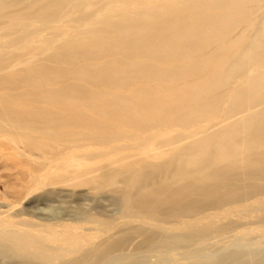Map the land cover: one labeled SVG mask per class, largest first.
<instances>
[{
    "label": "bare ground",
    "instance_id": "6f19581e",
    "mask_svg": "<svg viewBox=\"0 0 264 264\" xmlns=\"http://www.w3.org/2000/svg\"><path fill=\"white\" fill-rule=\"evenodd\" d=\"M263 2L0 0V72L16 68L0 75V138L44 171L27 190L40 195L32 203L86 197L80 187L101 196L122 180L121 218L150 223L141 249L216 231L196 229L206 210L248 211L241 193L264 195ZM27 48L49 51L43 64L22 60ZM191 129L205 131L190 142L174 135ZM28 212L34 222L0 213V252L26 264H121V238L143 227L122 231L85 211ZM231 247L197 264L250 255Z\"/></svg>",
    "mask_w": 264,
    "mask_h": 264
},
{
    "label": "rangeland",
    "instance_id": "374dc122",
    "mask_svg": "<svg viewBox=\"0 0 264 264\" xmlns=\"http://www.w3.org/2000/svg\"><path fill=\"white\" fill-rule=\"evenodd\" d=\"M77 3L79 5L77 11H79L80 9H82V6L84 5L81 2H77ZM259 16L260 15L258 13L256 17ZM76 17H78V15L74 16V18ZM91 22H92L91 20H88L85 23H91ZM67 26H75V24L74 23L67 24ZM93 27H96L97 29L104 28L102 27L101 24H95ZM246 27L247 25L241 27V29L233 35V38L238 37L240 33H242V31L246 29ZM253 33L254 30L250 31L249 36H252ZM15 36L20 37L21 32H17ZM50 36L51 35H49L48 38H50ZM10 37L11 36L8 35L7 39ZM51 39L55 40L56 38L52 37ZM57 39H59V37ZM26 51L28 52L25 54V56L22 57V60L25 58L29 59L30 57H33L39 63H42L40 59H43V57H45V55L49 52L46 50L44 51L31 50L28 48L26 49ZM51 66L52 65L49 64L47 67L49 68ZM15 69L14 67L13 68L10 67L5 71L0 72V75L2 73H6V72L8 73L9 71L11 70L13 71ZM78 84L85 86L82 83H78ZM226 106L227 104L224 103L222 104L221 108L225 109ZM221 116L222 115H220L213 122H211L207 126V129L220 124L222 120ZM240 116L241 115L236 116L235 119H238ZM204 131L205 130H201V129L199 130L191 129L185 132L177 131L174 133V135L182 134L187 137L186 141L190 142L192 140L191 137L194 134L196 133L198 134ZM152 150L153 149L149 147L146 151L151 153L153 152ZM177 150L178 148H175L174 151ZM125 154L138 155L137 152H125V153H121V156ZM140 155L142 156V158H146L148 156L147 154H144L142 152L140 153ZM164 159L165 158L163 157L159 159H145V161L149 164H160L164 161ZM31 167L32 169H30ZM33 168H35V171L33 170ZM37 169H38L37 165L32 166V163H27V161L16 156L14 152L10 150L9 146L6 145L5 139L0 138V206H2V208H0V213H4L2 215H6V214H8L9 216L18 215L16 217L19 220L28 219L32 221L33 218L30 216L28 211H31V209H35V208L40 209L41 211L40 213L43 214V216L46 218H51L55 216L54 214L56 212L58 211L61 212L62 210H66L68 214H73L77 211H81V212L85 211L90 215H92L93 217L114 221L116 225L121 224L122 231L128 232V230H130L134 226L143 225V227L142 226L136 227L137 230L135 231H133L134 229H131V233L121 238L122 241L121 262H120L121 264H132L135 259H139L141 264H186V263L197 264L200 263L201 260L209 259V256L212 257L217 254L219 255V253L220 254L223 253L231 244L233 245L231 249L235 248V250L238 251L243 250L245 253L250 254L248 256L243 257L240 264H259L260 261H264V212L261 211V209L264 210V195L258 196L261 194V191L246 192L243 194L241 193L240 197L243 198L244 196L245 198L246 196L245 199H248L251 206L248 209V211L243 212L242 214L233 213L224 218L223 216L221 217L217 216L216 214H214L215 212L212 210L204 211L203 214L198 217L202 216V217H206V219L202 220V222L199 223L198 228L196 229L198 230L216 224L218 227L216 231H211L210 233L207 234V236H204L201 239L196 238V239L188 240L187 242L179 243L168 248H162L159 246V244H153L144 249H141L143 248L141 245L142 240L146 237L147 234H150L149 230H146V228H148V225H150V223L141 222V221L139 222L136 220L131 221L121 218V214L123 211L121 210V204L119 198L121 196L120 195L121 189H123L124 186L125 187L127 186V184L124 183V181L122 183L121 180V183H119L120 180H117L118 182L115 185L117 189L113 188L114 190H109L105 188L106 191H104L103 195H101L103 197L95 193L93 190L88 191L87 188L80 187L75 190L76 191L83 189L86 190L87 192L86 197L85 196H83L82 198H74L71 196L59 197L56 196V194H53L46 197L47 201L45 202L44 205H37V204H33L31 200L38 198L40 195L37 192H30V191L27 192V190L31 189V188L29 189V186L33 188L36 178L39 177V175H43L44 171L43 170L40 171V169L39 170ZM31 183H33V185ZM260 185L264 186V182L261 183ZM224 209L219 211H223ZM130 222H132L133 225H130L131 224ZM82 225L84 229L93 228L92 224H82ZM140 232H142L143 234L139 235ZM242 233L245 234L243 235ZM135 247H140L139 249L141 250L139 252H136L134 250ZM164 252H166L167 254H164L163 256L160 257L159 255ZM199 258L201 260H199ZM17 263L26 264L21 261L19 262V261H14L13 259L6 258L3 255V253L0 252V264H17ZM30 264H34V263H30Z\"/></svg>",
    "mask_w": 264,
    "mask_h": 264
}]
</instances>
